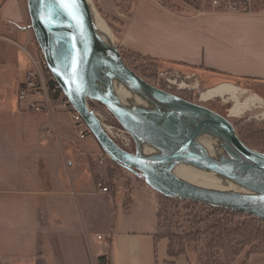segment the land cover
I'll return each mask as SVG.
<instances>
[{
    "label": "crops",
    "instance_id": "0c3cea01",
    "mask_svg": "<svg viewBox=\"0 0 264 264\" xmlns=\"http://www.w3.org/2000/svg\"><path fill=\"white\" fill-rule=\"evenodd\" d=\"M120 36L125 49L168 69H192L210 82L231 77L238 88L254 82L264 96V15L187 14L142 3ZM36 47L23 0H0V264H191L169 255L159 194L148 182L116 177L104 192L100 169L82 155L77 165L68 160L67 138L36 135L33 112L16 96ZM247 264H264V254Z\"/></svg>",
    "mask_w": 264,
    "mask_h": 264
},
{
    "label": "water",
    "instance_id": "95a60500",
    "mask_svg": "<svg viewBox=\"0 0 264 264\" xmlns=\"http://www.w3.org/2000/svg\"><path fill=\"white\" fill-rule=\"evenodd\" d=\"M27 2L34 35L51 74L94 137L115 161L144 174L147 182L166 196L264 219V153L247 145L229 119L203 105L181 100L167 93V97L163 99L156 98L153 91L155 87L127 66L118 51L115 60L102 46L88 0ZM61 43L67 50L63 58L59 56ZM97 54L102 55L113 70L128 74L136 83L137 91L155 107L192 115L196 119L191 124L177 122L175 127L179 133H171L112 95H101L93 85V68ZM89 100L106 105L126 129L133 131L147 144L159 147L166 154L158 158H148L120 147L89 107ZM206 129L220 132L240 164L222 165L208 155L192 151L197 138ZM197 157L205 159L203 165L252 189L235 192L200 187L176 177L165 167L179 161L192 162Z\"/></svg>",
    "mask_w": 264,
    "mask_h": 264
},
{
    "label": "rangeland",
    "instance_id": "374dc122",
    "mask_svg": "<svg viewBox=\"0 0 264 264\" xmlns=\"http://www.w3.org/2000/svg\"><path fill=\"white\" fill-rule=\"evenodd\" d=\"M89 1L94 11L98 14V17L106 23L112 34L113 45L122 55L125 64L150 85L181 100L203 105L225 116L233 123L241 139L242 135L248 134L247 131L250 129L253 122L264 123L263 101L253 102L249 100L248 106L243 108L239 116H232L230 114L231 108L236 103V100L244 102L258 94L261 99L262 97L264 98L263 93H260L263 91H261L259 87H255L257 85L254 82L249 88H238L239 93L237 99L214 97L210 100H203L201 98L203 92L223 83H230L238 87L240 85L239 80L231 77L218 76L215 77L212 82L209 80L205 81L198 72L192 69L183 70L179 67H171L168 69L163 63L157 62L139 53L129 51L121 44L120 35L126 23L132 18L134 10L140 4L147 3L158 9L184 12L187 14L198 12L218 14L206 0H168L165 1L163 5L153 4L149 0ZM23 2L25 8L28 10L27 0H23ZM30 24L32 26L31 18ZM33 40L37 45L34 57L42 64L40 73L47 81H51L53 75L48 65L46 67L42 62V60L45 59L44 53L36 40L34 32ZM35 68L33 62V69ZM173 74L180 75L178 83L169 81V79L174 80ZM180 83H182V85ZM16 94L18 98V91ZM57 95L58 94L53 92L50 93L53 103H47L45 107H43L45 109L41 112L28 109V107L22 105L18 100V103L22 107L29 112H33V130H36L37 136H41L44 140L51 141L60 138L64 140V138H67L66 141H69L70 145L65 143L64 147L71 148L72 146L73 148L71 149L74 150L69 154L67 152L68 160H73L74 164L77 165L80 162L76 161V158L82 155L89 166L93 164L96 166L95 169H100L99 182L101 181L103 185L110 186L113 179L116 177H128L129 179L133 178L139 179L142 182H147L146 176L136 169H131L122 164L119 165L115 163L114 159L106 152L91 131L82 139L71 118L72 112L69 110L70 108L68 109L64 101L58 98ZM88 103L89 107L96 117L100 119L104 126L103 128H105V131L112 139L123 149L138 154V147L134 138L121 124L116 115L103 103L92 100H89ZM63 111L67 113L66 116L61 115ZM94 140L96 141V146L95 148H91V146L88 145H93ZM98 166L100 168H98ZM157 192L160 199V226L163 233H175L185 236L191 234L193 236L191 239L194 240L196 253L190 254L192 264H247L249 258L252 256L250 254H252L253 251L264 249L262 244H260V242H263L262 234H264V227L262 229H253L251 227H242L241 225L246 221H253L256 217L249 215L234 216L230 226L228 224V218L226 217H231L232 215L228 216V213L219 211L216 207H207L203 203L181 199L179 197H169L159 191ZM220 216L224 217L221 218ZM234 228L239 230V238L238 236L235 237L231 235L226 237L228 234L227 231ZM259 233H261V239L257 241L254 237H258ZM214 234L221 235L220 244L224 245L225 243L227 245V249L219 254L209 249V243ZM247 235L250 236L249 239L246 238ZM259 246L261 248H259ZM26 247L29 248V242L26 243ZM236 252H240L239 255H234Z\"/></svg>",
    "mask_w": 264,
    "mask_h": 264
},
{
    "label": "bare ground",
    "instance_id": "6f19581e",
    "mask_svg": "<svg viewBox=\"0 0 264 264\" xmlns=\"http://www.w3.org/2000/svg\"><path fill=\"white\" fill-rule=\"evenodd\" d=\"M91 8L93 10L99 40L102 46L107 50L109 56L117 60V50L112 42V34L110 33L106 23L98 17V14L94 11L92 6ZM56 18H58V15ZM66 54V47L61 43L59 46V56L63 58ZM105 61L106 60L102 55L97 54L93 68V85L101 95H112L127 107L138 111L147 120L156 123L161 128L171 133H179L175 127L177 122L191 124L196 119V117L192 115H186L172 110L155 107L146 97L137 91L136 83L129 77L128 74L113 70ZM153 91L155 97L158 99L167 97L166 93L157 88H154ZM238 93L237 86L229 83H223L209 89L206 92H203L201 94V98L203 100H210L214 97L237 99ZM249 100L253 102H262V99L258 95H254L244 102L236 100V103L231 108L230 114L232 116H239L242 113L243 108L248 106ZM127 130L134 138L138 147V152L143 157L158 158L166 154L165 151L159 147L147 144L133 131L129 129ZM169 142L172 143L171 141ZM192 151L197 154L208 155L222 165L240 164L237 156L233 153L227 142L217 130L206 129L203 131L197 138ZM204 162V158L197 157L192 159V162L179 161L168 164L165 167L176 177L200 187L235 192H246L252 189V187H249L248 185L236 183L225 175L203 165L205 164Z\"/></svg>",
    "mask_w": 264,
    "mask_h": 264
},
{
    "label": "built area",
    "instance_id": "2783aa9c",
    "mask_svg": "<svg viewBox=\"0 0 264 264\" xmlns=\"http://www.w3.org/2000/svg\"><path fill=\"white\" fill-rule=\"evenodd\" d=\"M153 4L163 5L165 1L168 0H149ZM218 13L227 15H264V0H206ZM32 58V56H31ZM33 62L35 64V69H31L26 74L22 85L18 90V100L19 102L28 107L30 110L43 111L47 103H53L50 93L58 94L57 97L64 101L65 106L72 112L71 118L77 127V132L79 136L84 139L87 134H89V127L87 128L82 116L75 110L73 105L70 103L67 96L64 94L61 85L51 78V81H47L44 76L41 75V62L37 61L33 57ZM43 64L47 67L46 60H42ZM174 80L169 79L172 83H178L180 80V75L173 74ZM182 85V83H180ZM99 186L102 191L109 192L110 188L108 185H103L100 181ZM108 264V263H107Z\"/></svg>",
    "mask_w": 264,
    "mask_h": 264
},
{
    "label": "trees",
    "instance_id": "16d2710c",
    "mask_svg": "<svg viewBox=\"0 0 264 264\" xmlns=\"http://www.w3.org/2000/svg\"><path fill=\"white\" fill-rule=\"evenodd\" d=\"M199 1V0H198ZM248 134L242 135V139L247 145L253 147L254 149L261 151L264 153V123H259V122H253L251 124L250 129L247 131ZM115 163L119 164L117 161L114 160ZM168 198V197H167ZM208 207V205H205ZM217 210L228 213V216L231 217H226L228 218V224L231 226L232 224V219L234 216H247L243 213H237V212H232L226 209H220L218 208ZM221 218L224 216H220ZM159 219H161V214L159 213ZM242 227H251L253 229H262L264 227V219H257L255 218L253 221H246L241 224ZM259 227V228H258ZM220 228V227H219ZM239 230L237 228L230 229L227 231V236H238ZM169 239V255L171 257H177L180 255H186L190 258V254L196 253V246L194 244L193 236L191 234L188 235H180V234H175V233H167L164 234ZM249 235H247V239H249ZM263 237V242H260L262 246L264 247V234H262ZM255 240L260 241L261 239V233H259L258 237H254ZM221 241V235H215L213 236L212 240L209 243V249L215 251L217 254L220 252L224 251L227 249V245L224 243L220 244ZM259 244V243H258ZM259 248H261L259 246ZM216 249V250H215ZM240 252H236L234 255H239ZM264 254V249L262 250H257L253 251L252 254ZM172 264V263H168ZM191 264H192V259H191Z\"/></svg>",
    "mask_w": 264,
    "mask_h": 264
},
{
    "label": "snow or ice",
    "instance_id": "6c2138e0",
    "mask_svg": "<svg viewBox=\"0 0 264 264\" xmlns=\"http://www.w3.org/2000/svg\"><path fill=\"white\" fill-rule=\"evenodd\" d=\"M66 6V5H65Z\"/></svg>",
    "mask_w": 264,
    "mask_h": 264
}]
</instances>
